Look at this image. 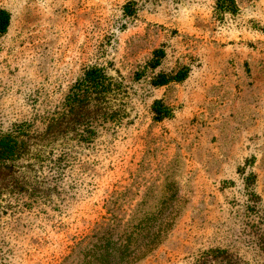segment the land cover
<instances>
[{
  "label": "rangeland",
  "instance_id": "rangeland-1",
  "mask_svg": "<svg viewBox=\"0 0 264 264\" xmlns=\"http://www.w3.org/2000/svg\"><path fill=\"white\" fill-rule=\"evenodd\" d=\"M0 9V131L27 130L0 169V264H70L93 244L127 248L112 264H191L216 248L264 264V0ZM90 68L110 88L83 97ZM160 74L183 78L155 85Z\"/></svg>",
  "mask_w": 264,
  "mask_h": 264
},
{
  "label": "trees",
  "instance_id": "trees-1",
  "mask_svg": "<svg viewBox=\"0 0 264 264\" xmlns=\"http://www.w3.org/2000/svg\"><path fill=\"white\" fill-rule=\"evenodd\" d=\"M235 5V0H216V7L219 12L223 10L230 9ZM11 22V14L5 9H0V35H3ZM164 51L158 50L155 52V59L151 61L153 67H157L160 63V58L163 56ZM183 76L175 75L169 77L167 74H160L155 79V85H163L168 81L177 79H182ZM82 86L79 89L78 94H83L84 92H90V89H97L100 92H107L110 88L109 77L105 74L101 68H90L85 73V78L81 83ZM81 90V91H80ZM85 94H83V97ZM154 112L156 113V119L162 120L165 116L169 114V109L166 108L161 101L156 102L154 107ZM26 128L24 126L15 125L13 128L6 132L0 131V169L6 167L9 163L15 162L22 155L23 152V136L26 133ZM247 184L250 185L252 182L247 181ZM137 234V233H136ZM93 237L92 239H94ZM135 237H133L134 239ZM92 242V241H91ZM90 242V243H91ZM88 243V244H90ZM90 253H87L82 249L79 250V253L73 258L70 264H112L114 258H119L123 255H126L127 248H122L123 246L113 245L111 252L106 248L100 250L98 244L91 245ZM88 246H85L87 249ZM81 256L82 260H81ZM85 257H88L85 259ZM191 264H244L243 260L234 255L228 249H211L200 253L196 259Z\"/></svg>",
  "mask_w": 264,
  "mask_h": 264
}]
</instances>
